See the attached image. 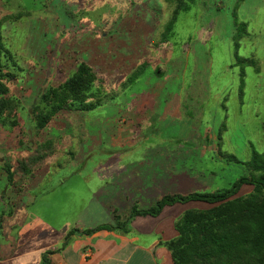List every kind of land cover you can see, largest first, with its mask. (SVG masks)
I'll use <instances>...</instances> for the list:
<instances>
[{
  "label": "rangeland",
  "instance_id": "obj_1",
  "mask_svg": "<svg viewBox=\"0 0 264 264\" xmlns=\"http://www.w3.org/2000/svg\"><path fill=\"white\" fill-rule=\"evenodd\" d=\"M185 2L189 7L181 9V0H0L16 74L8 85L17 124L0 125L3 165L14 171L11 190L24 191L27 178L43 170L88 162L65 184L54 188L47 181L40 188L36 215L43 223L77 224L86 203L71 187L77 174L109 160L105 151H126L122 159L135 160L137 173H169L165 189L182 192L228 187L249 175L254 151L264 153V0ZM240 22L247 28L238 40ZM83 60L97 71L108 98L90 111L66 108L40 126L33 106L46 112L42 93ZM132 74L139 75L130 84ZM49 140L48 156L24 177L20 161ZM253 191L245 184L239 195ZM115 213L123 221L128 215Z\"/></svg>",
  "mask_w": 264,
  "mask_h": 264
},
{
  "label": "crops",
  "instance_id": "obj_2",
  "mask_svg": "<svg viewBox=\"0 0 264 264\" xmlns=\"http://www.w3.org/2000/svg\"><path fill=\"white\" fill-rule=\"evenodd\" d=\"M93 152L85 151L84 154L91 157ZM105 152L109 160L96 163L92 171L77 174V185L70 186L72 193L80 195L86 203L75 226L70 222L61 224L62 219L43 223L36 215V206L44 193L40 188L43 189L45 182H51L54 188L63 185L88 162L78 166H56L54 173L51 169L41 171L39 168L41 175L27 178L26 189L19 192L11 190L14 178H9V166L3 165L0 152V264H40L48 251H53L54 264H174L165 243L177 236L176 222L188 203L167 205L157 216L137 215L124 227L117 226L116 216L122 217L115 212L125 210L128 215L124 219L127 220L132 205L144 202L148 205L144 208H148L164 194L182 191L165 189L169 173L155 175L151 168L146 175L137 173L138 166L132 162L135 160L129 163L122 159L126 151ZM64 170H68L66 175L54 179ZM157 184L160 189L156 191ZM106 223L114 228L90 234L82 232ZM75 228L81 231L63 245L69 231Z\"/></svg>",
  "mask_w": 264,
  "mask_h": 264
},
{
  "label": "trees",
  "instance_id": "obj_3",
  "mask_svg": "<svg viewBox=\"0 0 264 264\" xmlns=\"http://www.w3.org/2000/svg\"><path fill=\"white\" fill-rule=\"evenodd\" d=\"M188 3L181 0L180 8H188ZM175 21V20H174ZM167 26L165 38L172 30ZM247 24L237 23L238 40L246 33ZM236 40V39H235ZM239 47V41L236 43ZM238 52V51H237ZM247 59H241L240 61ZM14 57L3 40L2 23L0 22V125L17 124L16 99L10 95L8 83L15 79ZM142 74L147 65H142ZM139 74L129 77L130 84ZM102 77V76H101ZM99 79V81H98ZM102 80L97 71L85 60L77 64L76 70L57 87L49 88L42 93L49 109L46 112L37 104L38 124L45 126L49 119L64 109L90 111L104 103L109 94L104 91ZM105 97V98H104ZM52 149V142L41 144L33 154L19 163L23 176L32 173L39 167ZM221 154L231 159L226 153ZM235 158L234 156H232ZM250 173L241 176L230 186L215 190H193L189 192H170L164 194L148 208L133 205L127 220L117 217V226L124 227L130 218L137 215H159L167 205L176 203L203 202L211 205L207 208H189L176 222L177 236L165 244L171 251L174 264H264V153L254 151L249 163ZM12 180L14 171L7 168ZM245 184L254 186V191L246 196L239 195ZM112 224H101L94 228L82 230L90 234L101 229H112ZM79 229H71L63 245ZM53 251L46 252L40 264H54L51 259Z\"/></svg>",
  "mask_w": 264,
  "mask_h": 264
}]
</instances>
